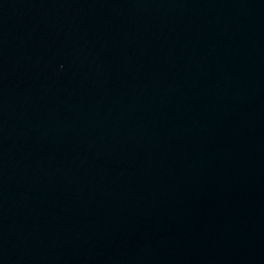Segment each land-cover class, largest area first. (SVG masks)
Here are the masks:
<instances>
[{"label":"water","instance_id":"obj_1","mask_svg":"<svg viewBox=\"0 0 264 264\" xmlns=\"http://www.w3.org/2000/svg\"><path fill=\"white\" fill-rule=\"evenodd\" d=\"M0 264H264V0H0Z\"/></svg>","mask_w":264,"mask_h":264}]
</instances>
